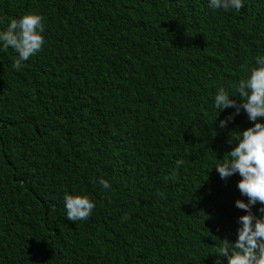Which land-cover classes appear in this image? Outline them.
Instances as JSON below:
<instances>
[{
  "label": "trees",
  "instance_id": "1",
  "mask_svg": "<svg viewBox=\"0 0 264 264\" xmlns=\"http://www.w3.org/2000/svg\"><path fill=\"white\" fill-rule=\"evenodd\" d=\"M243 3L0 0V31L30 13L46 27L20 71L0 45V264H228L248 199L214 167L253 124L221 128L235 109L214 97L264 56V0ZM65 193L95 202L87 221L66 219Z\"/></svg>",
  "mask_w": 264,
  "mask_h": 264
},
{
  "label": "clouds",
  "instance_id": "2",
  "mask_svg": "<svg viewBox=\"0 0 264 264\" xmlns=\"http://www.w3.org/2000/svg\"><path fill=\"white\" fill-rule=\"evenodd\" d=\"M243 6V0H210V7L218 11L239 12ZM45 31L44 17L35 13L11 19L7 29L0 31L3 50L11 48L17 53L12 65L16 71H20L25 62L43 50L46 44L43 35ZM255 64L256 67L250 69L248 78L240 79L235 85L219 86L214 97V107L218 112L235 109L225 120L220 121L221 128L233 122L242 110L253 124L242 132L233 131L229 134L228 143H235L236 147L226 153L229 159L214 167L221 179L239 173L242 179L237 187L241 195L248 199V203L241 200L235 202L236 208L247 213L238 218L237 222L241 227L237 229V240L233 244L224 239L217 249V256L226 257L228 264H264V216L257 217L252 211L257 203L264 205V123L257 122L264 120V56H256ZM230 88H234L241 98L239 102L231 97ZM182 164V160L177 161V169ZM176 175L173 171L165 179L175 181ZM98 183L105 190L111 188L110 182L104 178H100ZM63 199L66 219L74 223L87 221L96 208L95 202L88 196L65 193ZM258 211L264 213V207ZM123 219L127 220L129 217L125 215ZM215 264L222 262L217 260Z\"/></svg>",
  "mask_w": 264,
  "mask_h": 264
}]
</instances>
